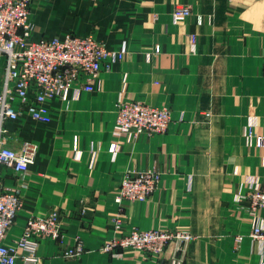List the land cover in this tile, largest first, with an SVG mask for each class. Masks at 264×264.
<instances>
[{"label":"crops","instance_id":"crops-1","mask_svg":"<svg viewBox=\"0 0 264 264\" xmlns=\"http://www.w3.org/2000/svg\"><path fill=\"white\" fill-rule=\"evenodd\" d=\"M177 3L191 13L176 19ZM31 13L34 38L92 34L124 57L101 70L92 91L48 99L50 122L26 116L19 125L10 145L31 140L38 152L22 179L0 172V185L22 196L10 237L28 217L57 209L63 242L40 244L42 264H262L246 197L264 187V145L246 129L264 134V0H33ZM121 98L167 106L172 127L114 134ZM152 167L161 175L149 199L115 201L125 173ZM257 215L264 222L263 208ZM118 217L126 229L186 228L194 238L168 242L161 257L105 252ZM78 241L83 251L64 256Z\"/></svg>","mask_w":264,"mask_h":264},{"label":"built area","instance_id":"built-area-1","mask_svg":"<svg viewBox=\"0 0 264 264\" xmlns=\"http://www.w3.org/2000/svg\"><path fill=\"white\" fill-rule=\"evenodd\" d=\"M33 0H0V172L9 169L22 179L35 162L38 144L21 141L17 147L10 141L18 137L19 125L26 116L43 123L51 121V109L46 101L55 96L66 97L74 87L87 91L94 89V82L102 69L110 71L112 61L124 57V49L107 47L102 39L92 34L78 35L68 32L62 36L33 37L31 6ZM191 13L186 3H177L173 10L176 19ZM190 39L195 42L196 35ZM161 46L155 45V52ZM208 115L209 113H205ZM174 122L166 106L150 104L145 100L121 98L117 104L114 134L134 138L142 134L168 131ZM246 134L258 146L264 145V134L252 126ZM160 174L155 169L127 172L122 177L115 201L124 199L146 201L156 189ZM247 208L253 219L248 235L264 241V222L257 210L264 209V187L252 189L247 195ZM22 206L19 187L0 185V264H42L38 255L45 239L63 242L62 215L57 209L28 217L19 236L10 237L9 230ZM117 227L123 224L118 217ZM114 222V221H113ZM246 233L235 236L241 242ZM194 238L189 229H144L132 227L106 238L102 250L113 252L133 248L152 257L162 255L168 242L183 244ZM84 249L81 241L67 247L63 254L71 257ZM264 264V260L262 261Z\"/></svg>","mask_w":264,"mask_h":264},{"label":"rangeland","instance_id":"rangeland-1","mask_svg":"<svg viewBox=\"0 0 264 264\" xmlns=\"http://www.w3.org/2000/svg\"><path fill=\"white\" fill-rule=\"evenodd\" d=\"M175 7V6H174ZM191 35V34H190ZM192 41V40H191ZM160 45V44H159ZM127 99V98H126ZM131 100H137V99H131ZM167 107V106H166ZM251 126V125H250ZM249 126V127H250ZM246 131H247V129H246ZM247 135V134H246ZM150 169H155V170H157L158 172H159V174L161 175V171L159 170V168H156V167H152V168H150ZM144 170H147V169H144ZM119 188V187H118ZM118 193V192H117ZM116 197V196H115ZM125 200V199H124ZM128 200V199H127ZM131 201H136V200H131ZM116 219L117 218H114V222L115 223H117V221H116ZM116 229H117V233H115V234H120L121 232H128V231H130V229H126L125 228V225H124V223L122 224V226L120 227V228H118L117 227V224H116ZM136 227V226H135ZM139 228H143V227H139ZM155 228H159V227H151V228H144V229H155ZM162 229H171V228H162ZM175 229V228H174ZM171 230H173V229H171ZM172 242V241H171ZM159 257H161V256H159Z\"/></svg>","mask_w":264,"mask_h":264}]
</instances>
